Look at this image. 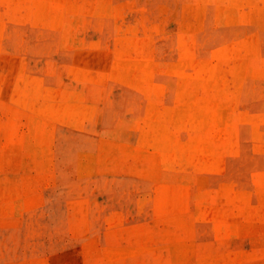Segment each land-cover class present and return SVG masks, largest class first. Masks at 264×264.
<instances>
[{
  "label": "rangeland",
  "instance_id": "rangeland-1",
  "mask_svg": "<svg viewBox=\"0 0 264 264\" xmlns=\"http://www.w3.org/2000/svg\"><path fill=\"white\" fill-rule=\"evenodd\" d=\"M0 264H264V0H0Z\"/></svg>",
  "mask_w": 264,
  "mask_h": 264
},
{
  "label": "bare ground",
  "instance_id": "bare-ground-1",
  "mask_svg": "<svg viewBox=\"0 0 264 264\" xmlns=\"http://www.w3.org/2000/svg\"><path fill=\"white\" fill-rule=\"evenodd\" d=\"M211 129H214V130L217 131L216 140L219 141L220 140V123H219L217 115L214 116V118L212 119V127H211ZM221 133L223 134L222 128H221Z\"/></svg>",
  "mask_w": 264,
  "mask_h": 264
}]
</instances>
